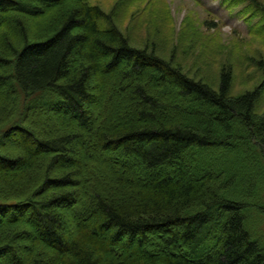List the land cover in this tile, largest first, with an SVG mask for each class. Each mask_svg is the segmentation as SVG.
I'll use <instances>...</instances> for the list:
<instances>
[{
	"label": "trees",
	"instance_id": "1",
	"mask_svg": "<svg viewBox=\"0 0 264 264\" xmlns=\"http://www.w3.org/2000/svg\"><path fill=\"white\" fill-rule=\"evenodd\" d=\"M113 17L0 0V264H264L260 87L189 77Z\"/></svg>",
	"mask_w": 264,
	"mask_h": 264
},
{
	"label": "rangeland",
	"instance_id": "2",
	"mask_svg": "<svg viewBox=\"0 0 264 264\" xmlns=\"http://www.w3.org/2000/svg\"><path fill=\"white\" fill-rule=\"evenodd\" d=\"M88 1L113 13L132 46H154L189 77L216 88L221 68L229 67L231 95L260 87L256 110L264 111V11L241 0ZM254 220L264 237V219Z\"/></svg>",
	"mask_w": 264,
	"mask_h": 264
}]
</instances>
